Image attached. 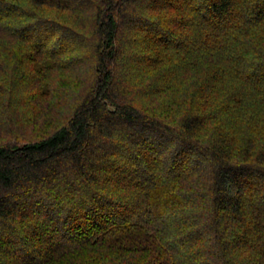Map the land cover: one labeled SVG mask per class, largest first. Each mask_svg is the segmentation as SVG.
Returning a JSON list of instances; mask_svg holds the SVG:
<instances>
[{
    "label": "trees",
    "instance_id": "trees-1",
    "mask_svg": "<svg viewBox=\"0 0 264 264\" xmlns=\"http://www.w3.org/2000/svg\"><path fill=\"white\" fill-rule=\"evenodd\" d=\"M0 264H264V0H0Z\"/></svg>",
    "mask_w": 264,
    "mask_h": 264
},
{
    "label": "rangeland",
    "instance_id": "rangeland-1",
    "mask_svg": "<svg viewBox=\"0 0 264 264\" xmlns=\"http://www.w3.org/2000/svg\"><path fill=\"white\" fill-rule=\"evenodd\" d=\"M68 79H70V76L69 77H67ZM25 124V122L22 124V126ZM25 126V125H24ZM32 134H28L27 136H22V135H16L18 138H20L21 139V141H25L26 140V138H28V137H30ZM17 141H19V142H21L19 139H16Z\"/></svg>",
    "mask_w": 264,
    "mask_h": 264
}]
</instances>
